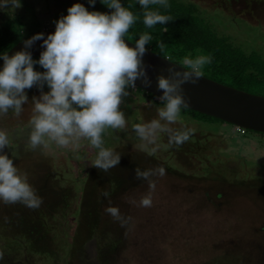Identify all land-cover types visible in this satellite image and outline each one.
Here are the masks:
<instances>
[{
    "label": "rangeland",
    "instance_id": "1",
    "mask_svg": "<svg viewBox=\"0 0 264 264\" xmlns=\"http://www.w3.org/2000/svg\"><path fill=\"white\" fill-rule=\"evenodd\" d=\"M181 1L196 4L200 15L235 45L264 56V1ZM77 2L89 10L100 5V0L95 5L89 0H21L12 11L0 10V23L19 16L25 32L54 28ZM125 90L128 95H122L119 105L125 127L101 134L104 146L120 156L108 170L92 166L99 149L84 137L63 148L54 141L28 147L33 97L39 99L48 86L25 90L28 99L19 117L12 109L0 114V129L10 141L0 151L28 174L42 198L39 208L47 207L45 223L53 229L40 244L55 255L53 264H264V132L241 134L235 124L201 122L183 111L185 124L194 129L188 141L165 148L164 132L148 143L133 125L158 119L163 104L158 97L147 98L138 86L125 85ZM213 164L225 165L230 176L217 174ZM160 165L164 176H137V169L154 171ZM150 180L156 182L153 203L141 207ZM105 191L108 197L102 195ZM109 205L131 216L130 225L121 227L106 213ZM89 216L97 223L87 233L82 222Z\"/></svg>",
    "mask_w": 264,
    "mask_h": 264
},
{
    "label": "clouds",
    "instance_id": "2",
    "mask_svg": "<svg viewBox=\"0 0 264 264\" xmlns=\"http://www.w3.org/2000/svg\"><path fill=\"white\" fill-rule=\"evenodd\" d=\"M112 9L110 13L89 10L77 2L67 9V14L56 21L53 33L42 40L43 50L39 58L34 59L28 49L43 33H36L24 40L25 47L12 55L0 52L3 65L0 66V114L9 109L20 116L22 105L28 97L26 89L34 84L49 91L42 92L39 99L33 97L34 115L29 123L32 131L28 147L35 149L38 145L54 141L61 148L79 138H87L89 143L99 149L92 160V166L108 170L119 163L120 156L104 146L102 133L107 128L122 129L126 120L120 110L121 97L128 95L125 85L134 86L135 80L144 76V82L151 81L141 67L146 44L152 39L144 32L136 40L135 46H129L124 35L136 22V15L121 4V0H100ZM95 5L96 0H89ZM145 9L143 24L148 28L164 24L172 19L160 8L149 9V5H160L167 9L169 0H138ZM21 6V0H0V10L9 11ZM160 47L163 49L164 45ZM185 56L180 63L186 66L183 72L169 67L176 79L161 75L157 87L162 90V107L157 109L158 119L147 123L133 125L137 135L148 143H155L160 133H168L165 148L173 145L179 147L188 141L194 129L187 126L182 116V109L188 107L182 85L186 82L196 84L203 76V69L210 64V55ZM40 65L44 71L36 69ZM162 121L164 123H162ZM180 127L172 128L170 125ZM47 138V139H45ZM10 143L8 134L0 129V150ZM152 148L150 154L155 153ZM165 175V167L158 166L154 171H140L137 176L149 177ZM156 188L155 180L149 181V194L139 201L141 207L152 206L151 192ZM103 196L110 194L105 191ZM0 203L22 204L36 209L42 204L27 173H21L13 158L0 151ZM105 212L118 221L121 227L129 226L131 216L123 215L117 206L105 208Z\"/></svg>",
    "mask_w": 264,
    "mask_h": 264
},
{
    "label": "trees",
    "instance_id": "3",
    "mask_svg": "<svg viewBox=\"0 0 264 264\" xmlns=\"http://www.w3.org/2000/svg\"><path fill=\"white\" fill-rule=\"evenodd\" d=\"M169 2L170 7L167 9L160 5H149V9L160 8L172 19L164 24L158 23L152 28H148L143 24L145 9L138 3V0H121V4L137 17L136 22L129 28L124 37L136 42L140 35L148 32L152 39L146 44V47L179 63L187 55H191L190 58H195L197 55H210L212 61L204 67V75L264 95V56L261 53L257 51L247 52L242 47L235 45L226 35L219 34L213 25L200 15L196 4L185 3L181 0H169ZM97 7L94 10L101 9L100 11L103 12H111L110 10H112L101 2ZM24 23L19 16L3 18L0 23V52H6L20 40L44 30L38 28L25 32ZM161 44L164 45L163 49L160 47ZM33 58L38 59L39 55L33 56ZM35 67L39 71H44L38 64ZM32 87L38 86L34 84ZM44 87L47 85L45 84ZM141 90L147 98L155 99L158 97L143 88ZM158 99L157 103L164 104L160 97ZM183 111L191 113L194 118L201 122H211L214 119L228 122L190 108H183ZM248 130L246 128L245 133ZM212 167L217 174L225 177L230 176L225 165L213 164ZM46 208L44 206L30 209L19 203L0 207V211H2L0 213V264H53L55 255L40 244L41 239L46 236L45 233H49L53 229V226H48L45 223L48 217ZM85 221L82 223H86L85 230H89L87 233H90L93 231L97 219L93 220L89 216V220L86 219ZM67 239L69 240V237Z\"/></svg>",
    "mask_w": 264,
    "mask_h": 264
},
{
    "label": "water",
    "instance_id": "4",
    "mask_svg": "<svg viewBox=\"0 0 264 264\" xmlns=\"http://www.w3.org/2000/svg\"><path fill=\"white\" fill-rule=\"evenodd\" d=\"M55 28L44 29L39 33H43L44 37L36 40L28 49L33 56L40 55L43 50L42 40L48 34L53 33ZM31 37V36H29ZM20 40L7 50L8 55L14 54L16 51L25 47L24 40ZM129 46H135V42L123 37ZM3 65V59L0 58V66ZM141 67L145 70V75L150 84L144 82L145 77H138L134 85L151 92L158 97L162 96V90L157 87L158 78L163 75L176 79L173 73L169 72V67L174 70L183 72L186 66L163 56L151 48L146 47V51L142 58ZM182 90L188 100V107L228 122L234 123L247 129L264 132V95L257 94L245 89H241L216 79L210 78L203 74L199 82L191 84L186 82L182 85Z\"/></svg>",
    "mask_w": 264,
    "mask_h": 264
},
{
    "label": "built area",
    "instance_id": "5",
    "mask_svg": "<svg viewBox=\"0 0 264 264\" xmlns=\"http://www.w3.org/2000/svg\"><path fill=\"white\" fill-rule=\"evenodd\" d=\"M134 86H136V85H134ZM236 128H237L238 131H240L242 133H245V131H246V128L241 127V126H237Z\"/></svg>",
    "mask_w": 264,
    "mask_h": 264
}]
</instances>
